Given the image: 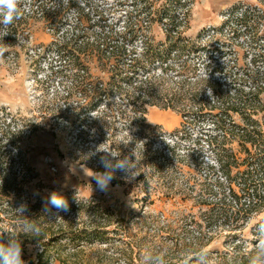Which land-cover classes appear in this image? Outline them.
Masks as SVG:
<instances>
[{
    "label": "rangeland",
    "instance_id": "1",
    "mask_svg": "<svg viewBox=\"0 0 264 264\" xmlns=\"http://www.w3.org/2000/svg\"><path fill=\"white\" fill-rule=\"evenodd\" d=\"M35 4L21 0L22 18L0 26V44L7 48L0 56V166L8 177L16 173L27 182L19 202L13 201L22 217L17 232L28 234L26 242L36 231L41 236L24 245L25 264H252L254 259L264 264V208L245 218L210 210L211 190L224 180L217 158L225 147L210 109L189 118L176 110L148 109V123L163 131L162 142L154 145L171 159L175 194L161 182L147 197L119 171L106 191L91 178L103 171L104 152L119 156L141 140L120 113L126 108L117 93L103 96L96 107L86 104L75 87L72 54L60 43L74 44L78 25L90 35L112 32L139 48L143 22L134 0H51L50 6L61 8L60 19L25 22ZM187 8L184 36L197 39L199 49L184 59L206 79L200 94L206 108L236 90L260 85L264 0H190ZM162 28L154 23L151 35L163 38ZM259 116L264 124V111ZM231 117L240 121L237 114ZM18 135L30 170L19 156ZM52 192L67 200L68 211L45 212Z\"/></svg>",
    "mask_w": 264,
    "mask_h": 264
},
{
    "label": "trees",
    "instance_id": "2",
    "mask_svg": "<svg viewBox=\"0 0 264 264\" xmlns=\"http://www.w3.org/2000/svg\"><path fill=\"white\" fill-rule=\"evenodd\" d=\"M49 2L51 0H36V9L27 15L25 22L30 19L46 22L60 19L61 8L50 6ZM134 3L138 5L139 21L143 22L138 29L142 35L139 48L136 44L120 42L112 32L90 35L78 25L74 44L60 43L61 49L72 54L75 87L87 100V105L96 107L97 101L112 93L121 98L126 112L120 113L135 128L137 140H141H135L136 145L131 151L119 155L120 158L131 159L129 179L141 185L147 197L151 195L149 188L152 185L163 184L168 194H175L171 192L175 182L170 168L171 159L154 145L156 140L162 142L163 131L160 126L148 123V109L176 110L185 118L201 115L205 109H210L208 113L216 117L213 123L225 141V147L217 158L224 180L214 184L217 191L211 190L215 199L210 210L219 216L237 218L260 211L264 208V124L260 122L259 114L264 111V80L248 91L239 89L232 95L227 94L223 101L218 100V105L206 108L200 97L202 82L206 79L199 75L196 66L184 59V55L199 49L197 39L184 36L182 29L189 15L187 7L190 0H134ZM36 12L40 15L37 16ZM156 22L163 25V38L159 40L150 31ZM232 113L238 115L239 122L232 119ZM224 116H229V120ZM255 116L258 118L254 119ZM35 130L36 126H33L31 131ZM22 140L23 137L18 135L16 147L20 149L23 165L29 167L27 150L21 149ZM3 172L0 166V205H3V208L0 206V221L5 222L0 224V245L6 246L10 240L18 241L24 250L26 243H36L41 238L34 233L33 240L26 242L28 234L17 232L15 227L22 217L13 207V201L18 199L19 202L21 186L27 182L18 180L16 173L8 177ZM34 177L33 174L31 179ZM164 181H167V186ZM117 182L124 183L123 180ZM39 245L42 247L44 244L41 242Z\"/></svg>",
    "mask_w": 264,
    "mask_h": 264
},
{
    "label": "clouds",
    "instance_id": "3",
    "mask_svg": "<svg viewBox=\"0 0 264 264\" xmlns=\"http://www.w3.org/2000/svg\"><path fill=\"white\" fill-rule=\"evenodd\" d=\"M25 10L21 6V0H0V26L8 28L14 21L22 18ZM6 51V46L0 44V56H3ZM209 93H211V89H209ZM99 164L103 171L94 172L91 178L96 181L100 191L108 190L117 171L124 173L126 179L131 177V159L129 157L120 158L111 152H104L99 158ZM21 207L27 211L26 205L22 204ZM52 208L66 212L68 211V202L58 192H52L45 202V212H50ZM35 234H39V232L36 231ZM262 246H264V242H262ZM0 264H25L22 243L10 240L6 246L0 245ZM252 264H257L255 259Z\"/></svg>",
    "mask_w": 264,
    "mask_h": 264
}]
</instances>
